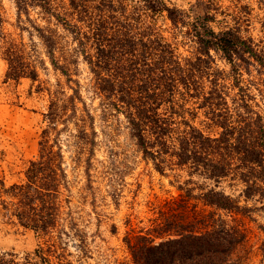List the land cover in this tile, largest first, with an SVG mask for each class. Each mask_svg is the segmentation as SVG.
Masks as SVG:
<instances>
[{
	"label": "trees",
	"instance_id": "1",
	"mask_svg": "<svg viewBox=\"0 0 264 264\" xmlns=\"http://www.w3.org/2000/svg\"><path fill=\"white\" fill-rule=\"evenodd\" d=\"M125 1L69 0L65 15L56 12L48 0H16V4L20 17L29 15L30 8H41L72 34L104 101L116 109L125 108L131 136L158 172H164L163 157L168 156L177 166H189L194 173L213 181L235 176L244 184L246 201L255 197L263 200L264 117L249 105L247 94L241 95L237 112H232L223 81L230 77L242 90V72L253 65L264 70V52L235 30L216 31L212 27L215 17L207 10L203 14L192 11L190 15L165 0H140V5L130 10ZM158 15L166 16L173 29L187 30L183 33L197 44L194 58H178L172 43L150 21ZM36 29L52 65L63 71L56 59L57 32ZM88 46L93 53L87 51ZM213 52L230 65V73L215 67ZM5 60L8 79L38 80L37 68L23 48L11 46ZM63 73L67 75V71ZM63 95L75 114L76 94ZM180 96L200 101L206 128L216 129L215 135L178 114L177 109L183 106L179 104ZM65 111L53 94L45 114L47 128L42 133L40 155L29 163L24 182L7 188L0 181L7 198L0 201L5 214L40 239L38 248L24 257L0 252V264H74L63 245V235H69L62 225V193L68 179L64 155L50 140L51 131ZM81 134V139L87 138L85 131ZM200 199L205 206L232 215L253 212L223 191L207 190ZM197 224L204 228L197 230L194 222L177 224L178 235L160 242L149 234L129 236L126 244L132 264H236L233 255L246 238L243 227L213 212ZM175 226L174 221L165 222L158 235L163 236ZM261 250L264 255V241Z\"/></svg>",
	"mask_w": 264,
	"mask_h": 264
},
{
	"label": "rangeland",
	"instance_id": "2",
	"mask_svg": "<svg viewBox=\"0 0 264 264\" xmlns=\"http://www.w3.org/2000/svg\"><path fill=\"white\" fill-rule=\"evenodd\" d=\"M48 1L56 12L67 13L69 0ZM165 1L190 15L192 11H209L215 17L212 27L216 31L235 30L264 52V0ZM125 4L132 10L140 5V0H126ZM150 21L172 43L178 58L197 55L196 42L183 33L186 29H173L166 16L158 15ZM38 27L57 32L56 59L63 71L52 65ZM13 45L23 48L37 68L36 82L30 78H7L5 53ZM87 51L93 53L90 46ZM213 54L215 67L230 73V65L222 56ZM242 74L240 87L244 92L232 78L223 81L231 111L237 112L235 108L247 94L249 105L264 117V70L253 65ZM63 93L76 94L75 114ZM53 94L66 107L50 140L62 150L68 178L62 193V225L69 233L63 235L69 260L74 264H132L126 244L129 236L149 234L160 242L176 237L180 230L177 224L188 222H194L201 231L204 226L197 221L213 212L245 230L246 238L233 255L234 263L264 264V208L260 209L264 199L246 201L244 184L235 176L213 181L194 173L189 166H177L168 156L163 157L164 172H158L131 136L125 108L116 109L104 101L72 34L41 8H30L29 15L20 17L16 0H0V181L7 188L24 182L29 163L40 155L42 133L47 128L45 114ZM179 104L183 106L177 109L178 114L187 122L216 134V129L206 128L205 110L199 108V100L180 96ZM82 131L88 134L87 138L81 139ZM210 189L225 192L253 212L232 215L205 206L200 197ZM4 199L7 200L0 189V201ZM167 221H174L176 226L163 236L158 235ZM39 244V237L8 217L0 205V252L24 257Z\"/></svg>",
	"mask_w": 264,
	"mask_h": 264
}]
</instances>
